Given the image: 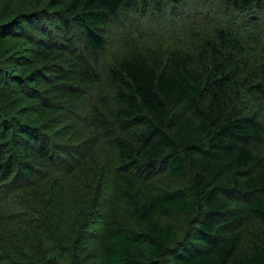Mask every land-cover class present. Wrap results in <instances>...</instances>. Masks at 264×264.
<instances>
[{
  "label": "trees",
  "instance_id": "obj_1",
  "mask_svg": "<svg viewBox=\"0 0 264 264\" xmlns=\"http://www.w3.org/2000/svg\"><path fill=\"white\" fill-rule=\"evenodd\" d=\"M166 14L186 34L127 32L104 65L110 24ZM166 171L178 185L158 190ZM11 195L39 227L41 264H93L99 251L100 264H264V241L239 255L236 214L264 229V0H0V198Z\"/></svg>",
  "mask_w": 264,
  "mask_h": 264
},
{
  "label": "rangeland",
  "instance_id": "obj_2",
  "mask_svg": "<svg viewBox=\"0 0 264 264\" xmlns=\"http://www.w3.org/2000/svg\"><path fill=\"white\" fill-rule=\"evenodd\" d=\"M194 6H191L190 9L186 10V12H190L194 15ZM221 8H211L206 16L219 18L221 15ZM204 17V16H203ZM201 18L200 16L197 19ZM190 22L195 20L188 19ZM128 21L127 25L122 28L116 23L110 24V30L108 33V47L103 55V59L105 60L104 65L108 64L109 55H111L112 51L116 49H120L123 51L128 46V41L125 39V34L127 32H132L133 37L135 39L138 35L144 38L146 41H153L148 38H158L160 36H164L166 34L174 33L175 37L180 34H186L187 28H185V21L179 19L178 17H171V14L166 15H158L154 19L147 18H139V20ZM194 23V22H193ZM173 36V37H174ZM173 39L172 41H175ZM130 46V42H129ZM111 53V54H110ZM92 146H90L91 148ZM86 154V153H85ZM91 155L92 152L90 151ZM85 157V155H84ZM78 161H83L78 158ZM114 162L111 161L108 165V168H114ZM165 169V168H164ZM167 171L164 172L161 176L155 179L156 188L160 189H170L171 187H175L178 184L172 181L167 175ZM42 180L46 181L48 179V174L43 176ZM109 177L111 178V173H109ZM105 181L100 188L103 196L105 198L104 203L107 204L106 208L101 212L99 210L98 216L93 219L96 221L95 229H96V237L97 240L102 239L105 234V221L107 220L109 207L111 204V190H110V182L108 178V173L106 172L103 180ZM39 193L42 192V189H38ZM77 192H73L72 194V202L74 200L83 201L85 197L78 195L73 198ZM37 198V197H36ZM34 201H36L34 199ZM16 198L13 195L10 196L9 200H5L4 198H0V264H41L43 262V254L42 252L47 250L43 247L42 250H39L36 246V238L39 233L38 226H32L30 224V209L29 206L21 209H16ZM36 207V204H34ZM69 203L64 205L62 208L58 207L56 212L55 219H59L62 217L65 212L64 210L68 208ZM236 214L241 216V225L238 227L239 237L241 240V250L239 255H245L250 252L251 244L253 243H262L264 241V229L259 224L257 220H255L250 213L247 212L246 209H241L236 211ZM36 218H33V221L36 223ZM36 240V241H35ZM96 244V242H95ZM47 245V244H46ZM45 245V246H46ZM100 251L97 254H94L90 259L93 264H100L101 258L99 256ZM50 254H47L46 257H50ZM70 264H72L70 262Z\"/></svg>",
  "mask_w": 264,
  "mask_h": 264
}]
</instances>
